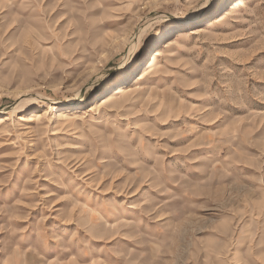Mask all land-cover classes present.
<instances>
[{
	"label": "rangeland",
	"instance_id": "1",
	"mask_svg": "<svg viewBox=\"0 0 264 264\" xmlns=\"http://www.w3.org/2000/svg\"><path fill=\"white\" fill-rule=\"evenodd\" d=\"M0 264H264V0H0Z\"/></svg>",
	"mask_w": 264,
	"mask_h": 264
},
{
	"label": "bare ground",
	"instance_id": "2",
	"mask_svg": "<svg viewBox=\"0 0 264 264\" xmlns=\"http://www.w3.org/2000/svg\"><path fill=\"white\" fill-rule=\"evenodd\" d=\"M238 5V4H237ZM225 17V16H224ZM200 19H202V14L201 13H195L193 14L192 16L188 17L187 19H184V18H180L179 19V22H182L184 23V25H188V24H191V23H194L196 21H199ZM181 27V26H180ZM156 54L157 55H161V52L160 50H157L156 51ZM154 61H155V58L152 59V65L149 66V69H145L142 73V78L147 76L150 72L154 71L155 69V64H154ZM114 90H116V94H120L122 96H125L127 94H129V92L131 91V89L126 85V84H123V85H120L119 87H117L116 89L114 88ZM113 97H111L110 95H106L105 97H103L101 100V103L100 105H104V104H107L108 102H110V100L112 99Z\"/></svg>",
	"mask_w": 264,
	"mask_h": 264
}]
</instances>
